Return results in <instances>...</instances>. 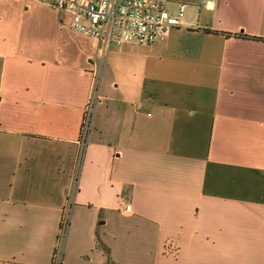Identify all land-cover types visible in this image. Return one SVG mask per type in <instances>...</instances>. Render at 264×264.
I'll use <instances>...</instances> for the list:
<instances>
[{"label":"crops","instance_id":"obj_1","mask_svg":"<svg viewBox=\"0 0 264 264\" xmlns=\"http://www.w3.org/2000/svg\"><path fill=\"white\" fill-rule=\"evenodd\" d=\"M165 3L105 48L0 0V264L51 263L75 186L61 264H264V0Z\"/></svg>","mask_w":264,"mask_h":264},{"label":"built area","instance_id":"obj_2","mask_svg":"<svg viewBox=\"0 0 264 264\" xmlns=\"http://www.w3.org/2000/svg\"><path fill=\"white\" fill-rule=\"evenodd\" d=\"M70 15L69 28L105 48L125 43L153 45L164 39L170 28L180 27L185 6L177 5L172 14L162 0H36ZM93 98L85 106L79 148L84 147L91 128ZM79 149V150H80ZM76 186L69 191L67 205L61 213L57 243L50 264H61L64 236L69 223V209ZM130 206L125 208L129 211Z\"/></svg>","mask_w":264,"mask_h":264},{"label":"rangeland","instance_id":"obj_3","mask_svg":"<svg viewBox=\"0 0 264 264\" xmlns=\"http://www.w3.org/2000/svg\"><path fill=\"white\" fill-rule=\"evenodd\" d=\"M164 2H166V0H162ZM168 10L173 14L172 10L168 8ZM113 48V47H112ZM158 67L162 68L159 64H158ZM90 131V130H89Z\"/></svg>","mask_w":264,"mask_h":264}]
</instances>
